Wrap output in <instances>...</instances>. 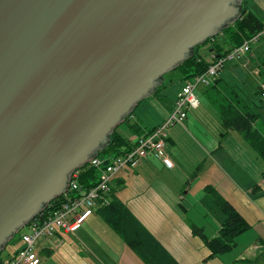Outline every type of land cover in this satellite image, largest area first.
Segmentation results:
<instances>
[{
    "label": "water",
    "instance_id": "obj_1",
    "mask_svg": "<svg viewBox=\"0 0 264 264\" xmlns=\"http://www.w3.org/2000/svg\"><path fill=\"white\" fill-rule=\"evenodd\" d=\"M242 0H0V252Z\"/></svg>",
    "mask_w": 264,
    "mask_h": 264
},
{
    "label": "crops",
    "instance_id": "obj_2",
    "mask_svg": "<svg viewBox=\"0 0 264 264\" xmlns=\"http://www.w3.org/2000/svg\"><path fill=\"white\" fill-rule=\"evenodd\" d=\"M256 1L264 9V0ZM262 56L264 42L260 41L251 45L247 54L225 61L216 79L208 86L201 85L205 93L194 92L199 105L187 111L182 123L166 127L164 152L171 167L147 154L134 165L119 169L110 181V192L180 264H264V160L238 132H225L218 112L223 96L239 98L259 115L257 127L264 131ZM245 90L255 97L257 93L263 105L247 102L241 96ZM173 108L174 102L160 122ZM132 115L128 123H121L124 127L120 124L117 128L121 134L129 129L132 143L142 132L160 124L147 129ZM134 122L139 126L135 124L132 131L128 125ZM219 200L229 202L249 229L236 237L231 250L207 257L210 251L192 226L201 228L209 238L215 236L224 219ZM43 240L39 264L52 255L61 260L54 264H144L96 212L76 232L57 230Z\"/></svg>",
    "mask_w": 264,
    "mask_h": 264
},
{
    "label": "trees",
    "instance_id": "obj_3",
    "mask_svg": "<svg viewBox=\"0 0 264 264\" xmlns=\"http://www.w3.org/2000/svg\"><path fill=\"white\" fill-rule=\"evenodd\" d=\"M263 26L264 21L251 10H248L246 0H242L239 17L219 33L207 38L202 44L194 46L190 55L178 64L174 70L178 71L180 78L185 83L196 75L202 74L214 59L225 56L231 48L240 45L244 40L260 31ZM262 64L264 65V58ZM222 98L221 105L218 106V112L225 132L227 130L238 132L243 140L264 160V131L257 127L259 115L239 98L225 96ZM133 113L134 110L130 115ZM130 115L122 123H128ZM135 124L139 126L138 123L134 122L129 124L128 127L134 131ZM119 125L111 133L106 146L100 150V152L105 153L104 157L106 159L110 156L120 155L130 149L145 135L142 132L137 140L132 143L128 137L118 132ZM97 180V168L84 166L79 169L77 184L80 185L81 189L94 186ZM64 198V194H62L50 201L39 214L35 215V220L50 215L56 207L60 206L59 204ZM105 199V203L97 206L95 212L121 237L144 264H180L114 193L108 192ZM217 204L224 215V219L215 236L209 238L201 228L192 226L193 233L202 238L210 251L207 257L228 252L235 246L236 237L249 229L248 222L229 202L219 200ZM12 240L13 238L7 242L6 247ZM6 258H9V256L2 257L1 251L0 264H3Z\"/></svg>",
    "mask_w": 264,
    "mask_h": 264
},
{
    "label": "built area",
    "instance_id": "obj_4",
    "mask_svg": "<svg viewBox=\"0 0 264 264\" xmlns=\"http://www.w3.org/2000/svg\"><path fill=\"white\" fill-rule=\"evenodd\" d=\"M260 41L264 42V26L240 45L231 48L225 56L214 59L202 74L185 82L177 93L172 112L160 125L142 137L136 145L110 159L91 156L85 166H93L98 169V180L94 186L81 189L80 185L77 184L79 169L74 170L67 192L63 193L65 198L59 204L60 206L58 205L59 207H56L50 215L35 220V215L39 214L40 210L25 224L30 232H24L20 235V246L9 258L4 260L3 264H39L40 257L35 247L36 241L40 238L52 237L57 230L75 231L86 216L93 213L99 204L105 203L104 195L110 189L109 184L114 173L127 165H134L138 158L152 154L161 158L166 166L171 167L172 162L164 152L166 145L165 128L174 123H181L186 117L187 111L199 105V100L193 92L196 86L210 85L226 60H234L247 54L251 45ZM261 88L264 90V83ZM262 95H264V91Z\"/></svg>",
    "mask_w": 264,
    "mask_h": 264
},
{
    "label": "rangeland",
    "instance_id": "obj_5",
    "mask_svg": "<svg viewBox=\"0 0 264 264\" xmlns=\"http://www.w3.org/2000/svg\"><path fill=\"white\" fill-rule=\"evenodd\" d=\"M250 5L249 7L251 9H249V7L247 8L248 10H251L255 15H257L261 20H264V9L262 8L261 4H259L256 0H250ZM242 3V1H241ZM246 4H247V0H246ZM241 14V4H240V11L238 13L237 18L239 17V15ZM263 56H262V61H263ZM227 61V60H226ZM261 61V60H260ZM262 63V62H261ZM178 66V65H177ZM176 67V66H175ZM165 74L167 75L166 78L160 83L158 84V86L151 90L148 91L145 95L138 103L136 106H134V114L132 116H136V118L138 117L140 120L141 125H144V128H151L152 126L156 125V124H161L160 122V117L162 116V114L164 112H167L171 106V104L174 102V99L176 98V93L180 90L182 84H183V80L180 78L178 71L174 70V69H170L167 70L165 72ZM163 83V85H161ZM159 86H161L159 88ZM159 88V89H158ZM204 86H197L194 89L195 93H205L207 90L203 89ZM158 89V90H157ZM201 95V94H200ZM241 96L245 97L246 100L248 99L252 104L256 105H263L260 103V101H258L260 99L259 95L256 93V97L252 94V92L249 91H243L241 93ZM165 100H163V98ZM207 100V99H206ZM247 100V102H249ZM252 106V105H251ZM254 106V105H253ZM255 110V107H253ZM133 111V109L128 113V115H130V113ZM189 111H193V110H189ZM127 115V116H128ZM126 116V117H127ZM125 117V118H126ZM120 120V122L118 124H121L124 120ZM144 123H142V122ZM176 123L172 124L171 126L175 125ZM146 126V127H145ZM157 126V125H156ZM121 127H124V124H121ZM170 127V126H169ZM168 127V128H169ZM120 128V125L118 127V129ZM165 129V131H167V129ZM117 129V130H118ZM126 129V128H123ZM122 129H120L119 131H121ZM129 129H126L125 131H123V136L128 137L130 134ZM108 143V141L106 143H104L98 152V156L100 157H104L105 153L100 152V150L106 146V144ZM100 152V153H99ZM109 156V155H107ZM76 170V169H75ZM71 180V179H70ZM78 183V182H77ZM68 185H70V181L67 184V186H65L63 188V190H67ZM61 196V195H60ZM38 212H40L38 210ZM37 212V213H38ZM92 214V213H91ZM90 214V215H91ZM90 215L86 216V218L80 223V226L73 232H76L80 227L81 224L90 217ZM30 221V219H28L26 221V223H28ZM25 223V224H26ZM23 225L12 237L13 238L12 241H10L6 247V245L4 246V248L2 249V257L3 256H10L11 253L14 252V250L17 249L19 243H20V235L24 232H30L28 230V227L26 225ZM43 243H45V241L40 238L36 241L35 247L36 249L39 251L42 247H43ZM44 258V257H43ZM48 257L45 256L44 261L41 262V264H54V262H61L60 257L58 255H52L49 259H47ZM117 261V260H116ZM115 261V262H116Z\"/></svg>",
    "mask_w": 264,
    "mask_h": 264
}]
</instances>
